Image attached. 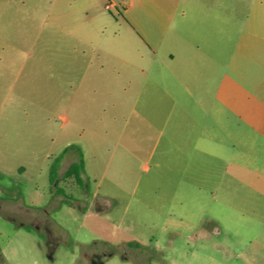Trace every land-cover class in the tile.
<instances>
[{"label": "rangeland", "instance_id": "obj_1", "mask_svg": "<svg viewBox=\"0 0 264 264\" xmlns=\"http://www.w3.org/2000/svg\"><path fill=\"white\" fill-rule=\"evenodd\" d=\"M124 10L120 0H1L0 264H247L223 251L241 234L214 229L213 189L201 187L216 179L211 158L188 168L168 144L170 109L148 93L137 101L144 85L168 83L169 49L143 41ZM71 145L85 186L62 178L74 149L55 186L50 166Z\"/></svg>", "mask_w": 264, "mask_h": 264}, {"label": "crops", "instance_id": "obj_2", "mask_svg": "<svg viewBox=\"0 0 264 264\" xmlns=\"http://www.w3.org/2000/svg\"><path fill=\"white\" fill-rule=\"evenodd\" d=\"M120 1L143 41L169 49L162 55L168 83L144 85L137 101L148 93L170 109L163 123L177 130L168 144L188 168L199 156L216 166V179L201 186L213 189L214 229L242 237L219 250L264 264V0ZM177 108L184 109L181 118Z\"/></svg>", "mask_w": 264, "mask_h": 264}, {"label": "trees", "instance_id": "obj_3", "mask_svg": "<svg viewBox=\"0 0 264 264\" xmlns=\"http://www.w3.org/2000/svg\"><path fill=\"white\" fill-rule=\"evenodd\" d=\"M74 149L76 151V154L78 156V159L74 162H72L68 168L65 170V172L62 175L63 179H72L74 182L80 186L84 187L85 182L82 177V174L85 171V162H84V156L83 152L80 147L76 145H71L68 146L64 149L61 155H59L57 158L54 159L50 166V171H49V179L52 184H55V186L58 185V170L61 165L63 156L66 155L70 150ZM55 194L57 195H65V191L62 188H57L55 191ZM128 246L132 248H142L144 245L138 241H129Z\"/></svg>", "mask_w": 264, "mask_h": 264}, {"label": "built area", "instance_id": "obj_4", "mask_svg": "<svg viewBox=\"0 0 264 264\" xmlns=\"http://www.w3.org/2000/svg\"><path fill=\"white\" fill-rule=\"evenodd\" d=\"M116 4H113V3H108L107 5H106V8L108 9V10H111L112 8H116Z\"/></svg>", "mask_w": 264, "mask_h": 264}]
</instances>
